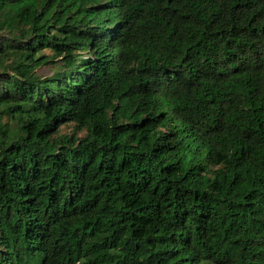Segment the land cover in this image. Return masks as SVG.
Wrapping results in <instances>:
<instances>
[{
    "label": "trees",
    "instance_id": "1",
    "mask_svg": "<svg viewBox=\"0 0 264 264\" xmlns=\"http://www.w3.org/2000/svg\"><path fill=\"white\" fill-rule=\"evenodd\" d=\"M0 264H264V0H0Z\"/></svg>",
    "mask_w": 264,
    "mask_h": 264
},
{
    "label": "rangeland",
    "instance_id": "2",
    "mask_svg": "<svg viewBox=\"0 0 264 264\" xmlns=\"http://www.w3.org/2000/svg\"><path fill=\"white\" fill-rule=\"evenodd\" d=\"M53 67L51 65H44L38 69V72L42 76L51 75L53 73ZM62 132H70L71 125H65L61 128Z\"/></svg>",
    "mask_w": 264,
    "mask_h": 264
}]
</instances>
